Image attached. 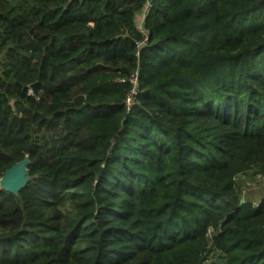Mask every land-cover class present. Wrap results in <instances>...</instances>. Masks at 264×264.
<instances>
[{
	"label": "trees",
	"instance_id": "1",
	"mask_svg": "<svg viewBox=\"0 0 264 264\" xmlns=\"http://www.w3.org/2000/svg\"><path fill=\"white\" fill-rule=\"evenodd\" d=\"M146 3L0 0V264H264V0Z\"/></svg>",
	"mask_w": 264,
	"mask_h": 264
},
{
	"label": "rangeland",
	"instance_id": "2",
	"mask_svg": "<svg viewBox=\"0 0 264 264\" xmlns=\"http://www.w3.org/2000/svg\"><path fill=\"white\" fill-rule=\"evenodd\" d=\"M234 183L235 189L243 202L246 201L257 205L264 197V174L260 173L256 167L238 174L234 179ZM219 256L216 250L210 249L203 264H217Z\"/></svg>",
	"mask_w": 264,
	"mask_h": 264
},
{
	"label": "water",
	"instance_id": "3",
	"mask_svg": "<svg viewBox=\"0 0 264 264\" xmlns=\"http://www.w3.org/2000/svg\"><path fill=\"white\" fill-rule=\"evenodd\" d=\"M28 162L29 159L25 156L6 169L0 177V188L17 195L28 180L26 175L28 171L26 165ZM240 202H243V200Z\"/></svg>",
	"mask_w": 264,
	"mask_h": 264
},
{
	"label": "built area",
	"instance_id": "4",
	"mask_svg": "<svg viewBox=\"0 0 264 264\" xmlns=\"http://www.w3.org/2000/svg\"><path fill=\"white\" fill-rule=\"evenodd\" d=\"M149 6H150V0H147L146 6L144 7V10L142 11V14L138 20V24H139L138 27H140L141 29H142L143 20L146 16V12H147ZM146 39L147 38L145 36L142 42H144ZM136 81H137V75L135 74L130 78V82L133 83L134 88L132 89V91L129 93V95L126 97V100H125L128 108H130L132 106V104L135 102V95L137 93Z\"/></svg>",
	"mask_w": 264,
	"mask_h": 264
}]
</instances>
